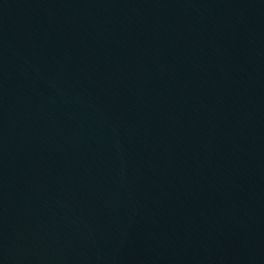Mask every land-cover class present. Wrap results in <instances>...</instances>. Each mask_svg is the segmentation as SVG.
<instances>
[{"label": "water", "instance_id": "1", "mask_svg": "<svg viewBox=\"0 0 264 264\" xmlns=\"http://www.w3.org/2000/svg\"><path fill=\"white\" fill-rule=\"evenodd\" d=\"M0 264H264V0H0Z\"/></svg>", "mask_w": 264, "mask_h": 264}]
</instances>
